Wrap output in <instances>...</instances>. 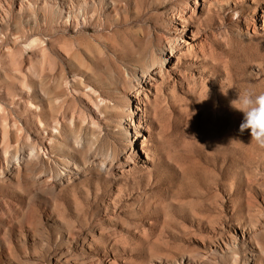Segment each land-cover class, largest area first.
Instances as JSON below:
<instances>
[{
  "label": "rangeland",
  "instance_id": "374dc122",
  "mask_svg": "<svg viewBox=\"0 0 264 264\" xmlns=\"http://www.w3.org/2000/svg\"><path fill=\"white\" fill-rule=\"evenodd\" d=\"M263 13L0 0V264H264V147L231 103L264 94Z\"/></svg>",
  "mask_w": 264,
  "mask_h": 264
},
{
  "label": "clouds",
  "instance_id": "9594fccd",
  "mask_svg": "<svg viewBox=\"0 0 264 264\" xmlns=\"http://www.w3.org/2000/svg\"><path fill=\"white\" fill-rule=\"evenodd\" d=\"M232 107L243 112L244 120L240 131L251 130V143L264 147V94H254L251 90L239 91L238 99Z\"/></svg>",
  "mask_w": 264,
  "mask_h": 264
},
{
  "label": "bare ground",
  "instance_id": "6f19581e",
  "mask_svg": "<svg viewBox=\"0 0 264 264\" xmlns=\"http://www.w3.org/2000/svg\"><path fill=\"white\" fill-rule=\"evenodd\" d=\"M2 8H3L2 9L3 12L5 11V13H6L5 21H9L10 19H9V16H8L7 9H5L4 7H2ZM261 16L264 17V13ZM1 18L4 19L3 16H1ZM184 18H185L184 16H180L179 15V19H183L184 20ZM45 21L48 22L49 19L46 18ZM263 28H264V26H263ZM183 43L186 44V45H182V48H186V49H189V50L192 49V47H193V44L192 43H189L186 40H183ZM176 59H178V56H177ZM170 60H172V59L170 58L169 61ZM167 61H168V59H165V61L163 62V64H161L159 67L155 68L154 70L157 71L159 69L160 71H163L166 68V62ZM142 77L145 79V82H147L148 80L152 79L153 75H152V72L151 71H145L143 73ZM34 81L36 83L37 90H39V88L41 89L43 87L42 79H34ZM139 89H140V87L138 88V86L135 89V92H137V94H140V90ZM145 95H147V93H145ZM136 109L143 110L145 112V109L141 106V104H138L137 107H136ZM129 116H130L129 117V120L133 123L134 122V113L132 112V109L129 112ZM136 134H138V133L136 132ZM144 138H147V136L144 135ZM30 156H32L34 158L35 157L36 158H39L40 157V154H39V152H38V150H37V148L35 146L32 147L31 152H30ZM20 159H21V156L20 155H16V162H17L16 164L17 165H16V169L15 170L18 173L21 172V160ZM26 164L27 165H26L25 169L28 168L29 162H27Z\"/></svg>",
  "mask_w": 264,
  "mask_h": 264
}]
</instances>
